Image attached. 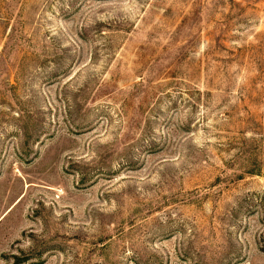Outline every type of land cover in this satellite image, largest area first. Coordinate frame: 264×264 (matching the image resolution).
<instances>
[{
  "label": "rangeland",
  "instance_id": "obj_1",
  "mask_svg": "<svg viewBox=\"0 0 264 264\" xmlns=\"http://www.w3.org/2000/svg\"><path fill=\"white\" fill-rule=\"evenodd\" d=\"M0 264H264V0H0Z\"/></svg>",
  "mask_w": 264,
  "mask_h": 264
}]
</instances>
